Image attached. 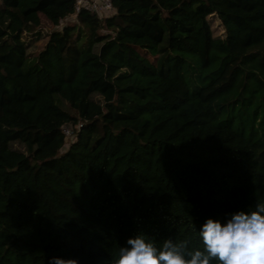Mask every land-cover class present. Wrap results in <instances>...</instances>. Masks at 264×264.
<instances>
[{
    "label": "trees",
    "instance_id": "1",
    "mask_svg": "<svg viewBox=\"0 0 264 264\" xmlns=\"http://www.w3.org/2000/svg\"><path fill=\"white\" fill-rule=\"evenodd\" d=\"M112 5L44 32L74 0H0V264L199 248L264 202V0Z\"/></svg>",
    "mask_w": 264,
    "mask_h": 264
},
{
    "label": "clouds",
    "instance_id": "2",
    "mask_svg": "<svg viewBox=\"0 0 264 264\" xmlns=\"http://www.w3.org/2000/svg\"><path fill=\"white\" fill-rule=\"evenodd\" d=\"M199 248L167 238L159 245L139 234L111 255L109 264H264V202L250 213L236 212L226 223L211 218L198 231ZM49 264H79L52 257Z\"/></svg>",
    "mask_w": 264,
    "mask_h": 264
},
{
    "label": "built area",
    "instance_id": "3",
    "mask_svg": "<svg viewBox=\"0 0 264 264\" xmlns=\"http://www.w3.org/2000/svg\"><path fill=\"white\" fill-rule=\"evenodd\" d=\"M82 9L103 18L113 12L112 0H74L73 13L67 18L74 17ZM62 131L66 139L72 134L68 126Z\"/></svg>",
    "mask_w": 264,
    "mask_h": 264
},
{
    "label": "rangeland",
    "instance_id": "4",
    "mask_svg": "<svg viewBox=\"0 0 264 264\" xmlns=\"http://www.w3.org/2000/svg\"><path fill=\"white\" fill-rule=\"evenodd\" d=\"M40 19L42 21L41 23V29L45 32V31H48V30H51V29H59L61 28V26L65 25V24H71V23H74L75 22V18L74 17H70V18H66L64 19L60 25L58 26H53L51 25L46 19L44 16L40 15ZM210 22L212 23V26H213V30H214V33L215 34H220L222 32V28L219 24V21L218 19H216L215 17L211 16L210 17ZM28 39V37H26ZM41 46H42V41L41 39H38L37 41L33 42L32 43V46L30 47V51L31 52H37L38 50L41 49ZM150 60H154V56H152L151 54L147 53V52H143ZM69 129L71 131V135L69 138H67V141H66V145H67V142L70 141V140H73L75 138V135H76V131L77 129L79 128V123L76 124V126H72V125H69ZM65 145V146H66ZM62 151V150H61Z\"/></svg>",
    "mask_w": 264,
    "mask_h": 264
}]
</instances>
